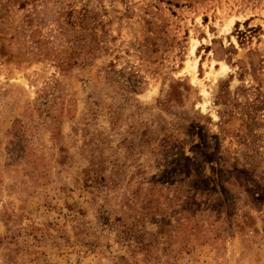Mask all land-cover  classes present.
<instances>
[{"label":"rangeland","instance_id":"1","mask_svg":"<svg viewBox=\"0 0 264 264\" xmlns=\"http://www.w3.org/2000/svg\"><path fill=\"white\" fill-rule=\"evenodd\" d=\"M0 264H264V0H0Z\"/></svg>","mask_w":264,"mask_h":264},{"label":"bare ground","instance_id":"2","mask_svg":"<svg viewBox=\"0 0 264 264\" xmlns=\"http://www.w3.org/2000/svg\"><path fill=\"white\" fill-rule=\"evenodd\" d=\"M230 23H229V25H231V23H233V19H230V21H229ZM195 47V46H194ZM194 49V48H193Z\"/></svg>","mask_w":264,"mask_h":264}]
</instances>
